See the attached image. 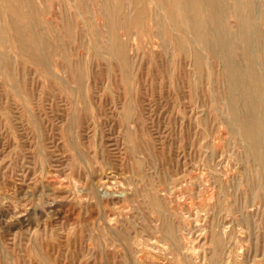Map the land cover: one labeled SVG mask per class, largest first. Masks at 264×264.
<instances>
[{"label": "rangeland", "instance_id": "1", "mask_svg": "<svg viewBox=\"0 0 264 264\" xmlns=\"http://www.w3.org/2000/svg\"><path fill=\"white\" fill-rule=\"evenodd\" d=\"M263 21L264 0H0V264H264V160L229 108L252 79L225 69Z\"/></svg>", "mask_w": 264, "mask_h": 264}, {"label": "bare ground", "instance_id": "2", "mask_svg": "<svg viewBox=\"0 0 264 264\" xmlns=\"http://www.w3.org/2000/svg\"><path fill=\"white\" fill-rule=\"evenodd\" d=\"M216 1H219V3H220V0H215V2ZM253 4H254V0H253ZM192 10L195 12V14L193 13L194 14V18L192 21L193 28H194V26L196 28H198V27L200 28L202 23H201V21H199V18L197 16L199 14L196 13L195 6H192ZM262 14L263 13H261L258 10V8L255 6L253 9V14H252L253 18L257 21L263 16ZM244 22L246 23L247 21L244 19ZM188 25H190V24H188ZM186 28H190V26L189 27L184 26V29H186ZM212 30H213L214 34H215V32L218 33L219 35L220 34L222 35V33H223V35H222L223 37H225V36L229 37V34L228 35L225 34V31L222 32L220 27H217V29H215V30L212 29ZM198 36H199L200 41H205V34L204 33L199 31ZM247 41H248V45H249V47H247V49L249 50L250 54H248V56H247L249 63L247 64L246 69H241V67H239L237 65L230 64V63L225 65V69L231 75L233 80H236V77H238L237 78L238 81H240V80L244 81V80H247V78H251L252 82L250 83L251 85H249V86H250L251 90H253V91H250L247 96L244 95V97H243V103H244L245 108L247 109V111L244 115H241L238 112L239 108H238L237 103L234 100L230 101L229 108H230V111L232 113L233 120L237 123V125H239L240 128H242V130H243L242 132H243L244 136L246 137L247 140H249L250 144L252 145V148H254V150L258 154V156L262 160H264V116L262 115L263 107H264V77H263V74L261 72H259L258 69H256L257 65H261L260 60L264 59V43L262 42L263 40L260 37V35L258 36V31L256 28L254 30H252V32L250 31V34L248 35ZM227 43L228 42L226 40H224V38H223L222 42H219V44L215 43V41L212 42V46L216 49V51L219 50L218 52L222 56L231 57L233 55V52ZM256 48H257V50H256ZM219 54H218V56H219ZM246 83H247V81H246ZM247 89H248V87H247ZM195 176H196V174H195ZM123 184H124V182H123ZM191 188H193V187H191ZM171 189H173V188H171ZM193 190H194V188H193ZM210 198H213V197H210ZM185 229L186 230L188 229V231H185ZM176 230H177V234L176 235L172 234V237L174 238L175 242L177 241L176 243L179 245V247L181 249H185L184 254L187 257L191 258L193 256L194 250L196 249V242H195V237L192 233V220L189 217V215L186 217H182L180 219V221L178 222V227ZM159 242H161V239L157 238V239H155L154 242H150L147 245H151L152 247H154ZM165 243H170V242L166 241ZM140 245H141V243H140ZM163 245L165 246V244H163ZM170 245H174V241L171 242Z\"/></svg>", "mask_w": 264, "mask_h": 264}]
</instances>
